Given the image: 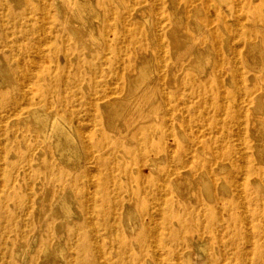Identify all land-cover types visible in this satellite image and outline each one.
I'll list each match as a JSON object with an SVG mask.
<instances>
[{
    "label": "rangeland",
    "instance_id": "374dc122",
    "mask_svg": "<svg viewBox=\"0 0 264 264\" xmlns=\"http://www.w3.org/2000/svg\"><path fill=\"white\" fill-rule=\"evenodd\" d=\"M89 1L83 25L63 0H0V264H240L238 250L219 246L230 232L241 264H264V24L253 23L252 0H235L242 11L232 14L211 0L213 24L199 0ZM141 70L156 108L130 129L109 127L104 106L126 101ZM55 78L65 84L50 93ZM36 87L31 103L68 122L75 152L43 144L19 111ZM92 89L111 95L96 111ZM159 124L167 133L151 131ZM224 137L240 167L261 170L251 199L241 196L243 173L228 182L232 166L215 162ZM179 158L195 164L184 169Z\"/></svg>",
    "mask_w": 264,
    "mask_h": 264
},
{
    "label": "bare ground",
    "instance_id": "6f19581e",
    "mask_svg": "<svg viewBox=\"0 0 264 264\" xmlns=\"http://www.w3.org/2000/svg\"><path fill=\"white\" fill-rule=\"evenodd\" d=\"M63 1H64L65 5L67 6V8L71 10L72 16L75 17L76 19H78L83 25H85L87 23V21H88L87 20L88 18L86 17V13L91 11L90 10V8H91L90 1L89 0H63ZM199 1L202 3V6L203 5L205 6L207 14H208V15H206V17L203 20V22L208 23V24H213V20H211V17L209 16V11H210L209 3L211 2V0H199ZM218 1L221 3V5L223 7L225 6L231 14L235 10H237L238 12L242 11L240 3L236 2L235 0L233 2H230V0H218ZM193 2H195V0H185V6H183V7L193 6V4H194ZM252 3L254 5V9L251 12V16H252L251 18L254 21L253 23H256V24L257 23H262V24H264V16L261 15L260 12H259V10H260L259 8L260 7H264V0H252ZM213 12L217 16V19H218L217 21L221 22V19H220L221 8L217 6V7L213 8ZM237 23H238V25L241 26L242 23H243L242 18L239 17L237 19ZM261 26H263V25H261ZM225 30H228V34L227 35H229V34L231 35L232 34V35H234L235 39L239 38L238 34H235V33L233 34V32H232L230 27L229 28L225 27ZM213 37H214V41H216L218 39V34L214 33ZM227 38H229V37H227ZM154 40H155V38H154ZM109 50H111V49L108 48V51ZM116 50L117 49L114 48L113 50H111V52L116 54ZM69 57L70 56L68 54H64V55L60 56V54L58 53L56 55V58H57L58 62H61L62 60H64L65 62L68 63L69 60H70ZM111 60H113V59H111ZM92 67H93L94 71L96 69H99L95 65H93ZM122 68L125 69V64L124 63H122ZM16 70H17V68H16ZM203 71H204V69H203ZM77 77H78V75H75L73 77L74 78V80H73L74 82L79 81L80 78H81V75H79L78 78ZM240 77H241V75H240ZM117 80L119 82V85L121 86V89H123V87H122V84L124 82L123 76L118 74L117 75ZM148 80H149V77L146 74H144V71L141 70L140 77L136 80V82L135 83L129 82V84H128V97H127L126 101H124L121 104L113 103L109 107L104 106L103 110H104V113L107 116V120H108L107 123H108L109 127H111V126L113 127V125H115V124H113L114 121L117 120L118 122L119 121H124L122 123H125L126 127L130 129V128H132V126L136 125L139 121H141L143 118H145L147 116V114H146V116L143 117L144 107H146V106L155 107L156 106L155 102H154V100H155L154 97L156 96V94H155L156 90L154 91L155 88L152 85L148 84ZM52 81L54 82V84H52L51 87H49V89H48V91L50 93L52 92V90L55 89V86H59L60 85V87H61L62 84H65L59 78H55ZM27 83H28V81H27ZM103 83H105V82H103ZM92 88L93 89L95 88L94 85H92ZM93 89H92L91 96H89V99L91 101L90 103L92 104V108H94V110L96 111L97 104H99V105L100 104L107 105L108 100L110 99L111 95L110 94H104V95L101 94L100 95L99 92H95V90H93ZM29 90H30V92H29L28 95H30L29 97H31L33 95V90L31 89V87H30ZM42 90H43V87H36L35 96L32 99L31 98L29 99L30 103L28 101L27 105H22L21 108L19 109V111L20 110H24V109H26L28 111L29 117L32 118L34 120V122H35V125L38 126V133L40 134L41 137H43V139H41L43 144H44V141L45 142L48 141V143H49V141L52 142L54 144V146H55V151L57 153H59L60 155H64V153L66 151L74 150V152H75V149L77 148L76 145H78V144H75V136L73 134V131H71V127H69L68 122H66V120H64V119L62 120L61 116L58 113H53V112H49V111H48L49 113L47 112L46 107H47V104L49 105V103L46 102V98L43 99V100H45L44 102L47 103V104L42 105L41 109L36 108L34 106L35 105L34 103L36 102L37 97L41 96ZM111 94H113V93H111ZM31 100H34V103H31ZM68 102H69V99H68ZM156 102L158 103V101H156ZM36 104H37V102H36ZM58 104H59L58 106L66 105L65 101H63V100H62V102H58ZM150 110H148L149 113H150ZM19 111L17 110V112H15V114L13 115L12 120L21 121V117L22 116L20 115ZM152 112H154V110ZM93 113L94 112H92V114ZM93 117H94V115H93ZM146 118L144 120H146ZM152 127L153 128L151 129V131L160 132L161 135L167 133V131H168V128H167L166 124H159V125L152 126ZM114 128H115V126H114ZM115 130H117V133L119 135L123 134V131H120L118 126L115 128ZM177 131L179 132V130H177ZM128 132L129 131H127V133ZM178 134L181 137H183L182 134H180V133H178ZM226 140H227V138H225V137L220 139V142L222 143V147L226 146L225 144H223V143L227 142ZM192 143H193L194 147H200V149L205 147L204 143L196 142V140L192 141ZM52 149H53V146H52ZM149 153L150 152L148 150H146V152L144 153V156L148 157ZM69 156H71V155L69 154ZM213 156H214L215 162H218L220 164L221 163H228L233 168L232 173L229 174L226 178H224V180H226L228 182H231V183H234L235 182V174L236 173H241V172L243 173V175H244L243 179L242 180L239 179V180L242 181L241 187L243 188V192H242L241 196H243V199L244 198L247 199V200L249 198L251 199V191H250V188L248 186V183L250 181H255V179H257V178H260L261 170L255 168L254 166H248V165L243 167V168L240 167L238 165V161L239 160H237V158H236L235 149H233L230 146H226L225 149L224 148H220V150L217 151ZM1 157H2V154H1ZM59 158H61V157H59ZM62 160H63V158H62ZM66 161H68V160H66ZM178 161H179V164L184 169H189L195 164L193 162H190V163L187 164V163L181 161L180 158L178 159ZM203 183L205 185L204 189H206L210 193V187L206 183V180H203ZM224 190H225V188H224ZM64 205H65V203L64 204L61 203V207H63ZM125 224H126V228L127 229H134V227H135V224L132 223L130 217L129 218L127 217V219L125 220ZM205 227L208 230H212V231H214V229H215V226L213 227L211 224L205 225ZM230 234H232V240L228 244L221 242L219 244V246L220 247L229 246V248H231V249L234 248L235 250H238L237 254L232 256L231 259H237V260L240 261V264H241V260H240V254H241V251H242L241 244L237 242V240H236V236L237 235L235 234V232H233V233L230 232ZM222 258L224 260H226V261L229 259V257H227L225 254L222 255ZM188 263L192 264V261H191L190 257H188Z\"/></svg>",
    "mask_w": 264,
    "mask_h": 264
}]
</instances>
